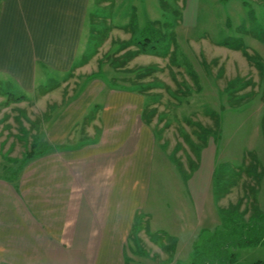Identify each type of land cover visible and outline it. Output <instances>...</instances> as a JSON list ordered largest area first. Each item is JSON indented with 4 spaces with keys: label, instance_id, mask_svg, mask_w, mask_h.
Listing matches in <instances>:
<instances>
[{
    "label": "crops",
    "instance_id": "obj_1",
    "mask_svg": "<svg viewBox=\"0 0 264 264\" xmlns=\"http://www.w3.org/2000/svg\"><path fill=\"white\" fill-rule=\"evenodd\" d=\"M95 2L0 0V77L17 88L19 102L54 99L58 81H68L86 54L83 39H89L84 34ZM180 2L183 24L189 3L194 10L201 0ZM91 81L96 85L92 94L75 102L71 98L65 109L55 105L42 118V140L65 149L30 160L13 182L0 171V264H127L143 257L155 264V256L138 249L140 233L158 248V263L190 264L194 247L221 229L212 192L214 144L204 146L189 177L176 180V196L167 197L178 211L173 221L165 220L156 201L149 207L156 138L142 117L143 96L128 89L104 93ZM4 92L10 96V90ZM86 120L98 123L94 134L72 141V132ZM4 157L0 153V167Z\"/></svg>",
    "mask_w": 264,
    "mask_h": 264
},
{
    "label": "rangeland",
    "instance_id": "obj_2",
    "mask_svg": "<svg viewBox=\"0 0 264 264\" xmlns=\"http://www.w3.org/2000/svg\"><path fill=\"white\" fill-rule=\"evenodd\" d=\"M100 1L92 6L95 10L84 34L89 35L83 39L84 62L74 67L66 83L58 81L54 99L16 102L17 88L0 77L2 163L23 156L53 106L65 109L71 98L75 102L82 94H92L96 85L90 77L97 76L92 80L104 93L109 88L138 90L134 84L147 85L150 88L140 92L150 112L147 125L156 138L149 207L156 201L154 206L165 220L173 221L178 206L171 198L170 204L167 195L176 196V180L189 177L192 167H198L197 156L209 130L208 142L217 152L214 188L221 193L217 207L226 210L242 201L239 211L249 210L246 220L256 207L264 212V0H201L194 10L189 3L183 24L180 0ZM160 36L166 39L155 49H150L153 41L145 51L136 44ZM97 125L84 121L70 139L91 137ZM161 189L166 194L156 195ZM165 205L171 209L164 210ZM161 215L157 224L152 221L154 225L162 223ZM137 240L138 249L160 264L158 248H152L141 233ZM236 255L246 263L264 261V247L239 249ZM145 259L127 264L149 263Z\"/></svg>",
    "mask_w": 264,
    "mask_h": 264
},
{
    "label": "trees",
    "instance_id": "obj_3",
    "mask_svg": "<svg viewBox=\"0 0 264 264\" xmlns=\"http://www.w3.org/2000/svg\"><path fill=\"white\" fill-rule=\"evenodd\" d=\"M226 0H219V2H224ZM156 24V23H155ZM155 29V28H154ZM165 37H158L154 39H141V42H136L137 46L140 47V50L145 51L148 46V41L150 43L153 41L150 49H155L158 43H162ZM238 50V47L236 48ZM244 51V50H243ZM246 55V52L244 53ZM146 74L142 77H145ZM97 77V76H96ZM95 76L90 77L96 78ZM234 82L230 83L227 87H231ZM139 87L138 90L131 89L129 87L128 90L133 91L142 96L140 89L150 88V86L144 85H136ZM130 85V86H134ZM227 88V89H228ZM121 90H125L121 88ZM21 98H16L14 101L19 102ZM147 105H144V110L142 113L143 120L146 124V116L150 114L147 111ZM146 113V114H144ZM209 130L205 131L206 135L203 137V143L206 145L209 140ZM204 145V146H205ZM66 147L60 146L50 147L48 144L42 140L40 134H36L32 137L28 150L23 154L21 160L12 161L6 160L9 164H3L0 167V171L2 176L10 182H13L18 174L20 173L23 166L32 159L43 156L50 149H65ZM11 163V164H10ZM227 168V167H226ZM192 169H196V167H192ZM192 170V172L194 171ZM216 171H214L212 177V192L215 200L217 201L220 197L219 193H215L214 188V179L216 176ZM226 184L224 185L223 192ZM222 192V193H223ZM242 205V201H238L235 205H231L228 209H219L218 214L221 220V229L216 231L210 238L206 240V242H202L200 245L194 247L193 257L190 264H241L237 261L236 253L238 249L249 248V247H264V212L260 210V208H254L253 213L248 217V219H244L246 214H248L249 210L245 207L240 212L239 209ZM133 234V230H132ZM251 264H264V261H255Z\"/></svg>",
    "mask_w": 264,
    "mask_h": 264
}]
</instances>
